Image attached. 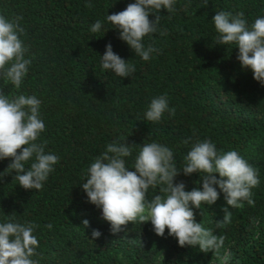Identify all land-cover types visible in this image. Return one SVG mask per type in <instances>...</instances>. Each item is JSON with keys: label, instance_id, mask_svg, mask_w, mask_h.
Returning <instances> with one entry per match:
<instances>
[{"label": "trees", "instance_id": "16d2710c", "mask_svg": "<svg viewBox=\"0 0 264 264\" xmlns=\"http://www.w3.org/2000/svg\"><path fill=\"white\" fill-rule=\"evenodd\" d=\"M89 2L93 7L85 6ZM134 2L0 0V15L22 17L25 33L20 39L27 47L25 59L31 60L19 89L2 75L0 89L10 100L23 94L41 101L45 131L38 142L45 144L46 153L59 157L41 190H25L14 173L4 176L0 223L11 217L39 225L33 234L41 255L32 257L39 264H217L221 259L224 264H264V86L251 70H242L235 44L216 45L212 22L218 11H243L250 27L264 17V0H208L207 5L205 0H176L175 11L162 8L158 13L157 32L143 38L145 48L159 50L147 61L135 55L107 20ZM96 21L101 30L92 32ZM109 43L135 65L132 77L120 78L102 68ZM161 95L175 115L165 112L160 122L147 121L144 113ZM204 140L213 142L218 152L237 151L257 169L260 181L252 189L253 205L244 201L242 208H231L221 192L215 204L194 210L202 227L224 238L219 255L201 252L198 245L180 247L167 228L163 237L156 235L150 221L129 222L126 232L112 234L102 210L88 202L82 189L88 168L107 145L135 144L132 155L124 158L134 171L142 145L156 142L173 151L174 163L182 169L192 145ZM9 163L0 160V172ZM176 181H183L186 191L202 187L198 173L181 172ZM160 187L150 189L147 199L163 196ZM223 207L229 208L231 219L217 227ZM93 229L101 233L95 240Z\"/></svg>", "mask_w": 264, "mask_h": 264}, {"label": "clouds", "instance_id": "9594fccd", "mask_svg": "<svg viewBox=\"0 0 264 264\" xmlns=\"http://www.w3.org/2000/svg\"><path fill=\"white\" fill-rule=\"evenodd\" d=\"M207 3L205 0V5ZM175 5L176 0H135L125 10L107 15V20L135 55L147 61L151 53L159 50L152 45L145 48L143 38L157 32L160 10L173 12ZM85 6L93 7L91 2ZM150 14H155L154 20L149 19ZM20 20V16L9 20L0 15V75L17 89L31 64L30 59H25L27 47L20 39L25 33ZM212 22L218 33L216 45L235 44L242 70H251L253 78L264 86V17L256 18L249 27L243 11L236 14L218 11ZM101 27V22L96 21L91 31L98 32ZM101 64L103 69L111 70L120 78L132 77L136 71L135 65L116 54L110 43L101 56ZM40 104L34 95L21 94L10 100L0 89V160H10L4 172H0V181L14 173V179L25 190H41L59 162L58 156L46 153L45 144L38 142L40 133L45 131V124L39 118ZM165 112L175 115V108H169L167 97L161 95L151 100L144 118L158 123ZM188 142L187 139L184 141L185 144ZM133 145L109 143L106 151L90 165L86 182L82 183L88 202L102 210L103 219L110 223L111 233L126 232L129 222L143 224L150 221L156 235L163 237L167 228L168 235L176 238L180 247L198 245L201 252L219 255L224 238L202 227L196 221L194 210L202 212V204H215L221 192L231 208H242L244 201L253 205L252 189L260 183L257 169L237 151L218 152L213 142L204 140L192 145L182 169L175 165L169 147L156 142L143 144L133 171L126 167L124 159L132 155ZM181 172L185 176L198 173L202 187L186 191L185 183L176 181ZM161 185L160 192L164 195L157 194L148 200L149 190ZM222 211L223 220L217 221V227L231 219L228 207H223ZM82 225L83 228L90 226L87 219ZM38 227L33 222H15L11 217L0 223V264H39L38 260L32 259L41 255L36 251L39 242L33 234ZM46 227L51 229L52 225ZM91 235L95 240L101 233L93 229Z\"/></svg>", "mask_w": 264, "mask_h": 264}, {"label": "rangeland", "instance_id": "374dc122", "mask_svg": "<svg viewBox=\"0 0 264 264\" xmlns=\"http://www.w3.org/2000/svg\"><path fill=\"white\" fill-rule=\"evenodd\" d=\"M217 264H224L223 259L219 260V262Z\"/></svg>", "mask_w": 264, "mask_h": 264}]
</instances>
